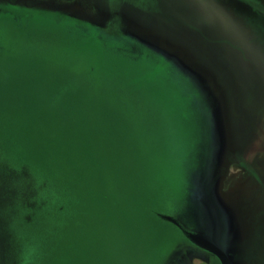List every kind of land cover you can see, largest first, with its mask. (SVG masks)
<instances>
[{
    "label": "rangeland",
    "instance_id": "374dc122",
    "mask_svg": "<svg viewBox=\"0 0 264 264\" xmlns=\"http://www.w3.org/2000/svg\"><path fill=\"white\" fill-rule=\"evenodd\" d=\"M148 1L0 0V264H219L159 217L198 206L264 251V0L101 25Z\"/></svg>",
    "mask_w": 264,
    "mask_h": 264
},
{
    "label": "flooded vegetation",
    "instance_id": "af4514ba",
    "mask_svg": "<svg viewBox=\"0 0 264 264\" xmlns=\"http://www.w3.org/2000/svg\"><path fill=\"white\" fill-rule=\"evenodd\" d=\"M209 1L210 0H198V1L197 0H195V1L194 0H174L175 3L172 4V2L167 3L165 0H151V1H148L149 4L139 3V4H136L139 9L134 10L130 15L131 17L127 19L128 24L124 18V15H126V13L125 14L122 13L121 7L117 8V7L109 6L107 13L105 14V18H103L101 21L102 22L101 25L103 27L111 26L113 20L118 18L119 22L123 21L124 22L123 26H125V28L128 29V27L130 26V24L133 21L137 22L140 20L142 21L144 19L146 20L148 18L149 19L158 18L160 16L162 17V16H166L168 14L169 15L173 14L175 16H177V15L182 16L184 14H187V15L190 14V15L194 16V14L190 13V12H196L197 10L199 11V13L197 14V16H194V17L198 18V21H203L205 19V17H208L209 15H211L208 13L209 7L207 5H209L208 4ZM219 10H222L224 12L223 9H219ZM224 13H226V15H229V13H227V12H224ZM128 14H129V12H128ZM217 14L221 15V13H217ZM225 23H226V26L228 27L229 31L234 35L235 41L239 42L238 41L239 35L234 30L235 27H233V25H232L233 21L229 20V21H225ZM237 44H239V43H237ZM251 52H252L251 49H249L248 53L250 54ZM236 73H237V71H236ZM255 80H256V78H254L253 81H251V87L249 89L240 87L238 89L239 91H236V93L241 94V95L245 94V96H249V92H252L254 94L257 93V90H255L256 88L254 87V85H256V82L254 84ZM187 213L184 214L183 218H184L185 222L189 223L190 226H194V228H201L204 226L203 218H202V214H201V211L199 209V206H198V211L194 212L193 215L190 213V211H189L188 215H187ZM177 245L178 246L182 245V247L183 246L191 247V248H194L198 251L201 250V249H197L194 246H192L186 239H183L181 242H177L176 246ZM201 252L209 254V253L202 251V250H201ZM229 254L232 257V259L236 260L239 263H246V261H248V260H255V259L264 260V251H257V248H255L254 246L253 247L249 246V247H247V250H243L241 252L238 249H236V247H229ZM241 255H245V257H242ZM247 255H249V257H247ZM219 264H221L220 261H219Z\"/></svg>",
    "mask_w": 264,
    "mask_h": 264
},
{
    "label": "water",
    "instance_id": "95a60500",
    "mask_svg": "<svg viewBox=\"0 0 264 264\" xmlns=\"http://www.w3.org/2000/svg\"><path fill=\"white\" fill-rule=\"evenodd\" d=\"M159 217L162 221L174 226L182 238L186 239L195 248L201 249L216 257L221 264H232L229 248L222 244V242L204 226L201 228L190 226L189 223L185 222L183 216L176 211L160 213Z\"/></svg>",
    "mask_w": 264,
    "mask_h": 264
},
{
    "label": "crops",
    "instance_id": "0c3cea01",
    "mask_svg": "<svg viewBox=\"0 0 264 264\" xmlns=\"http://www.w3.org/2000/svg\"><path fill=\"white\" fill-rule=\"evenodd\" d=\"M233 262V261H232ZM235 262V261H234Z\"/></svg>",
    "mask_w": 264,
    "mask_h": 264
}]
</instances>
